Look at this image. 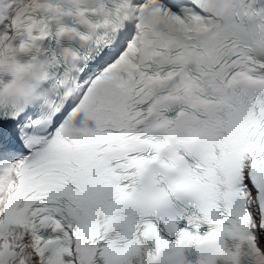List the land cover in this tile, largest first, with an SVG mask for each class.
Returning a JSON list of instances; mask_svg holds the SVG:
<instances>
[{
  "label": "snow or ice",
  "instance_id": "snow-or-ice-1",
  "mask_svg": "<svg viewBox=\"0 0 264 264\" xmlns=\"http://www.w3.org/2000/svg\"><path fill=\"white\" fill-rule=\"evenodd\" d=\"M0 264H264V0H0Z\"/></svg>",
  "mask_w": 264,
  "mask_h": 264
}]
</instances>
